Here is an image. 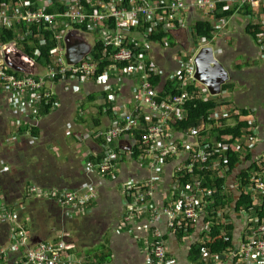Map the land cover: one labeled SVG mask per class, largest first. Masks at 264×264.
Listing matches in <instances>:
<instances>
[{"label": "built area", "instance_id": "obj_1", "mask_svg": "<svg viewBox=\"0 0 264 264\" xmlns=\"http://www.w3.org/2000/svg\"><path fill=\"white\" fill-rule=\"evenodd\" d=\"M88 2L94 10L84 8L80 0L58 2L49 0L43 4L38 0H21L18 3L0 0V30L7 28L16 35L14 41L1 44L4 47L3 52L9 48L21 49V44L31 37L45 45L46 31H50L56 41L50 50V63L45 66L46 70L41 75L19 76L5 61L0 60L2 91L12 96V102L16 103L17 107H22L27 105L34 92L38 93V97L43 101L52 104L53 97L47 89L50 81H67L70 78L98 81L109 73L135 80L138 90L134 109L112 110L115 116L112 126L100 133L106 141L103 158L88 165V169L95 168L104 174L113 175L118 162L123 160L124 155L132 156L137 144L141 147L138 159L150 171H160L176 158L185 156V163L179 166L173 178L174 185L180 190L181 200L171 206L154 209L153 222L159 223L165 218L170 228L188 229L192 223L207 219L206 228L211 231L215 223L221 225L223 237L229 241L230 234L234 232L240 219L243 223L240 237L234 239L232 246H228L224 252L213 254L208 259L216 261L214 264L224 260H230L235 264H264L263 124L257 119L255 110L252 111L248 117L251 127L237 140L232 136L227 137L228 140H234L232 144H222L223 151L238 152L239 160L236 166L230 167L228 158L223 163L216 162L212 159L214 147L210 150L212 125L207 126L205 123L199 130H190L187 133L176 129L174 122L176 119L186 117L184 106L193 96L183 92L164 99L160 95V92L164 91V84L155 86L152 82L155 76L161 74L150 58L151 45L155 42L148 40V37L154 32L157 33L162 25L167 26L169 33L172 29L185 28L184 21L174 20L173 17L186 11L189 6L198 8L206 17L211 18L218 6L225 4V9L234 8L236 12L244 8L251 10L246 16L253 25H261L258 39L260 44H257L261 57L264 58V0H195L191 3L185 0H88ZM50 8H56L58 11L50 12L48 10ZM230 18L226 17L217 24L222 31L229 24ZM77 25L87 26L88 31L77 29ZM72 30H78L79 35L92 45V52L78 64H70L66 57L65 38ZM90 38L92 39L89 40ZM98 42L103 44L104 55L108 61L103 73H100L101 59L93 55ZM203 42L204 44L190 55L187 51L184 52L185 57L188 56L186 62L178 58L181 60L180 68L172 73L171 80L179 75V85L182 88L197 82L196 88L199 89L201 96L207 99L208 95H213L196 79L195 65V58L200 49L211 46L210 42ZM183 72L185 74L181 76ZM118 96L116 93L110 98L106 97V100L111 103ZM105 110L111 111V107L107 105ZM225 116L232 117L233 110L216 109L208 119L216 121V124L221 126L220 120ZM138 135L140 136L137 139ZM18 136V134L8 136L6 142L17 141ZM124 140H130L131 151L121 149L119 144ZM207 175L210 182L206 180ZM218 178H224L226 182L221 192L223 198L217 204L216 193L220 192V187L216 183ZM156 180L157 177H153L145 182L131 180L127 183L124 192L130 206L127 221H134L147 209V202ZM27 194L54 200L62 206L64 219H75L87 214L99 196L92 183L75 190L56 188L50 191L31 185L27 189ZM241 197H245L246 202L240 206L238 202ZM0 224H5L10 229L9 244L0 248V264L11 251L22 253L21 264H86L84 259L74 257L75 245L64 238L56 243L33 244L34 236L21 220L19 209L10 207L1 197ZM149 256L151 264H176L168 256L164 233L158 229ZM204 256L206 258L207 253H204ZM92 264L95 263L92 261Z\"/></svg>", "mask_w": 264, "mask_h": 264}, {"label": "crops", "instance_id": "obj_2", "mask_svg": "<svg viewBox=\"0 0 264 264\" xmlns=\"http://www.w3.org/2000/svg\"><path fill=\"white\" fill-rule=\"evenodd\" d=\"M185 1L191 3L195 0ZM204 17V12L189 6L186 11L173 17L174 20L184 21L186 25L182 29H172L171 35L176 44L152 43L151 48L155 49L156 46L157 52L154 59L153 49H150V58L161 72V85L171 80L172 73L180 68V49L184 50L187 44L192 43L191 25ZM250 23L252 21L239 11L230 18L224 31L220 30L210 42L213 48L215 44V49L230 75L233 72L246 73L251 66L256 65L258 59L264 60L259 45L247 34ZM184 35L191 39L185 40ZM3 49L0 43V60L5 61L17 75L37 76L45 72V66L36 58L26 56L21 49L9 48L4 52ZM239 56L243 58L239 59ZM238 66L243 68L236 70ZM257 71L264 72V64L258 66ZM230 79L229 82L236 85L234 91L225 92L221 96L231 101L234 106L237 104L255 110L257 119L264 126V107L252 100L251 91L248 89L250 81L243 80L240 83L238 79L233 80L232 76ZM47 89L53 97L52 104L46 103L34 92L26 106L17 107L12 102V96L0 87V139L19 135L17 141L0 143V159L7 162L12 170L16 166L10 155L22 145L29 144L33 153L40 158L35 159L34 167L54 170L56 173L46 184L37 186L44 191L56 188L75 190L92 183L99 196L87 214L75 219H64L62 206L50 198L30 196L26 191L25 195L13 200L0 189V197L6 203L18 202L17 206L10 207L19 209L20 218L33 234L36 244L56 243L64 238L75 245L74 257L84 259L86 264H92V261L95 264H151L149 250L156 241L158 229L164 233L168 256L176 264H214L216 261L208 258L216 252L203 248L214 241V228L211 231L206 228L207 219L192 223L188 229L170 228L165 218L159 223L153 222L154 209H162L181 200L180 190L174 185L173 178L179 166L185 163V156L176 158L160 171H150L139 159L130 155H124L123 160L118 162L113 175L104 174L95 168L88 169V165L93 163L92 158L95 161L103 158L106 141L100 133L112 126L115 118L112 110L134 109L138 90L136 81L109 73L98 81L74 78L50 81ZM116 93L118 98L111 103L107 102L106 97L110 98ZM44 103L52 107L47 114L42 113ZM107 105L111 107V111L105 110ZM33 129H37L38 134L34 133L32 136ZM121 142L119 145L123 143ZM15 144L16 149H12ZM21 172L24 173L23 170ZM153 177H157V180L147 202V209L134 221H127L126 217L130 214V206L124 194L127 183L131 180L145 182ZM31 185L36 184L30 183ZM5 226L7 225L0 224V248L10 242L8 233L1 231ZM242 230L243 223L239 219L231 233L232 242L240 237ZM201 246V256L196 259L192 252ZM204 253H207L206 258ZM22 260V253L11 251L2 264H21ZM219 264L235 263L224 260Z\"/></svg>", "mask_w": 264, "mask_h": 264}, {"label": "trees", "instance_id": "obj_3", "mask_svg": "<svg viewBox=\"0 0 264 264\" xmlns=\"http://www.w3.org/2000/svg\"><path fill=\"white\" fill-rule=\"evenodd\" d=\"M4 1H11L13 3H18L21 0H4ZM26 1V0H24ZM58 2L59 0H54ZM128 1V0H125ZM81 5L89 10H94L92 8L91 4H89L88 0H80ZM61 5V4H60ZM59 5V6H60ZM62 9V8H60ZM50 12H56L58 11L56 8H50L48 9ZM243 14H249L251 10L249 8H244L240 11ZM237 13L236 9L229 8L225 9V4H220L218 6V9L215 13H212L213 16L211 18L204 17L197 19L192 25H191V34L192 37L196 40L200 41H208L211 42L219 33H220V26L217 24L226 17H232L234 14ZM177 22V21H176ZM178 25V22H177ZM77 29H83L84 31H88V27L85 25H77ZM161 29L156 33L154 32L151 36L148 37L149 41L155 42V43H161L165 44L166 42L169 45H175L176 43L173 40V37L171 33L167 30L166 25H162L160 27ZM261 25H253L249 24L247 26V33L250 37H252L258 44L259 34L261 33ZM47 33V43L45 45H41V43L35 39L34 37H31L29 39H26L20 46L21 50L29 57L36 58L43 66H47L50 63V50L55 46L56 41L53 37V34L50 31H46ZM15 34L14 31L8 30L7 28H3L0 30V43L1 44H7L15 40ZM164 38H167L165 41ZM182 50L180 53V59H182V62H186L188 60V56L185 57L184 52L185 50ZM93 55L96 56L98 59H101V70L100 73L104 72V69L108 65V61L104 55V49L102 43H96V46L94 47ZM190 55V54H189ZM149 64H151L149 62ZM242 66L236 67V70L242 69ZM185 72L181 74L183 76ZM260 74H264V72H261ZM179 75L174 80L167 81L166 84H164V91L160 92V95L162 97L168 98L170 95L174 94H181L183 92L190 93L193 98L189 100L186 105L184 106V109L186 110V117L176 119L174 122V125L176 129L180 132L187 133L190 130H199L202 124L207 123L206 125H212L211 128V141H210V150L214 147V155L212 159H214L216 162L223 163L226 158H228V165L232 168L236 166L239 160L238 152L228 150L223 151L222 144H232L234 140H237L245 130L251 127V122H249V116L250 113H252V109L249 107H240L237 104L235 106L231 101H229L226 98H223L221 95L218 97L215 96H208L207 99L203 98L199 92V89L196 88L197 82L190 84L189 86H186L182 88L179 85ZM153 84L155 86H158L159 84L163 83V77L160 75L155 76L152 80ZM236 85L232 82H227L222 86V92H233ZM258 103L261 105V107H264V95L260 96ZM53 101V99H52ZM232 109L233 110V116L232 117H222L220 120L221 126H218L216 124V121L208 119L211 115L214 114V112L219 109ZM50 110H52V107L50 105H42V113H48ZM238 112V113H237ZM235 120V125L228 124L229 120ZM26 132V131H24ZM35 134H38L37 129L32 130V136ZM249 133V132H248ZM203 135H206L207 133H202ZM140 135H138L136 138L138 139ZM232 136L234 140H228L227 137ZM8 137V136H7ZM7 137L0 139L1 142H5L7 140ZM215 141V142H214ZM215 144H219L221 146H214ZM21 145V144H18ZM140 145L137 144L134 147L133 155L131 157L133 158H139L141 149ZM12 149H16L15 146L12 147ZM10 158L13 160V163L15 164L16 168L19 170H23L24 173L20 172L19 175H15L10 170V165H8L7 162L0 159V189L3 191L8 198H12L13 200H16L17 197L25 195L27 191V187L30 186V183L36 184V185H44L48 182V179H50L53 175H55V171H48V170H42V169H36L34 166L35 159L39 160L40 158L33 153V149L31 148V145H22L18 150L14 151ZM100 158V157H99ZM92 162L95 161L94 158L91 159ZM26 170V171H25ZM246 173V172H245ZM244 173V174H245ZM190 178H187L189 180ZM206 180H209V175L206 176ZM226 182V179L224 178H218L216 183L220 187V192L216 193V202L217 204L220 203L223 191V186ZM38 183V184H37ZM185 181H183V184ZM210 185V184H209ZM225 196V195H223ZM246 202L245 197H241L240 201L238 202V205H243ZM8 204V203H7ZM18 202L9 203V206H17ZM2 232L8 233V236L10 234V229L8 226H5L2 230ZM213 233V240L212 243L205 245L204 247L201 246L200 248H195L192 252L196 259H198L201 255L202 247L208 249L210 252H216L221 253L226 250L228 246H232V235L230 234L229 241L225 240V237H223V234L221 232V225H217V223L214 224V229L212 230ZM110 256V255H108ZM106 257V255H105ZM103 259V257H102ZM108 259V258H107Z\"/></svg>", "mask_w": 264, "mask_h": 264}, {"label": "water", "instance_id": "obj_4", "mask_svg": "<svg viewBox=\"0 0 264 264\" xmlns=\"http://www.w3.org/2000/svg\"><path fill=\"white\" fill-rule=\"evenodd\" d=\"M67 44V60L70 64H78L88 54L92 52V45L79 35L78 30H72L66 36ZM196 79L205 85L213 96L222 94V86L227 83L230 78V72L223 65L218 51L212 46H205L200 49L196 58ZM120 147L125 151L132 150V144L126 141ZM34 244H36L34 240Z\"/></svg>", "mask_w": 264, "mask_h": 264}, {"label": "rangeland", "instance_id": "obj_5", "mask_svg": "<svg viewBox=\"0 0 264 264\" xmlns=\"http://www.w3.org/2000/svg\"><path fill=\"white\" fill-rule=\"evenodd\" d=\"M38 1H39L40 4H43L44 1H49V0H38ZM91 39L92 38H90L89 40H91ZM184 39L186 40V39H191V38L188 35H184ZM191 42L192 43L187 44V46L185 48V51H187L189 54L192 53L193 51H195V49H198L199 46H201V45L204 44L203 41H200L199 39L196 40L193 37L191 39ZM193 44H194V46H193ZM213 45H214V48H215L216 47L215 44H213ZM154 47H155V49L154 48H151V49H153L152 54H153L154 59H155V54H156L157 50H156V46H154ZM0 55H1V53H0ZM241 58H243V57L242 56H239V59H241ZM245 63H247V62H245ZM263 64H264V60L258 59L257 62H256V65L250 67V69L248 71L249 73L247 71H245L246 73H244V72L243 73L237 72L239 74H237L236 72H233L232 75H231L233 80L238 79L240 81V83L243 80H246L247 82L250 81V85H249L248 89L251 91V98H252V100H255L256 102L259 101L258 98L260 96H263L264 95V74H260L257 71V67L258 66H262ZM243 91H245V88L243 89ZM222 94H224V93L222 92ZM238 106L243 107L242 105H238ZM251 108H254V107H251ZM228 124L234 125L235 124V120L234 119L233 120L232 119L229 120ZM197 139H199V138H197ZM11 171L15 175H19V173L21 172V170L17 169L16 167H14ZM44 235H45V233L43 235H41V236H44Z\"/></svg>", "mask_w": 264, "mask_h": 264}, {"label": "flooded vegetation", "instance_id": "obj_6", "mask_svg": "<svg viewBox=\"0 0 264 264\" xmlns=\"http://www.w3.org/2000/svg\"><path fill=\"white\" fill-rule=\"evenodd\" d=\"M126 141H128L129 143H131L130 142V140H124V145L127 147L128 146V144L127 143H125ZM122 149V148H121Z\"/></svg>", "mask_w": 264, "mask_h": 264}, {"label": "clouds", "instance_id": "obj_7", "mask_svg": "<svg viewBox=\"0 0 264 264\" xmlns=\"http://www.w3.org/2000/svg\"><path fill=\"white\" fill-rule=\"evenodd\" d=\"M219 96V95H218ZM218 96H215V97H218ZM27 134V132H25ZM214 228V227H213Z\"/></svg>", "mask_w": 264, "mask_h": 264}]
</instances>
